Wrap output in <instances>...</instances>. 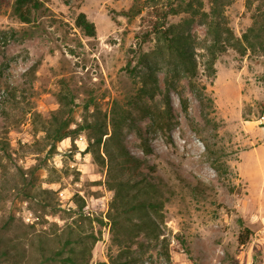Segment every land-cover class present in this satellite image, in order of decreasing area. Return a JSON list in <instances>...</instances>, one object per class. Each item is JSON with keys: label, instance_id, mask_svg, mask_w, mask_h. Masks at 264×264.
I'll return each instance as SVG.
<instances>
[{"label": "rangeland", "instance_id": "rangeland-1", "mask_svg": "<svg viewBox=\"0 0 264 264\" xmlns=\"http://www.w3.org/2000/svg\"><path fill=\"white\" fill-rule=\"evenodd\" d=\"M37 1L25 23L13 14V0H0V227L10 222L3 239L25 250L23 259L3 264H34L36 233L80 221V204L85 217L107 221L112 192L100 163L85 152L88 132L64 138L49 155L45 130L69 106L70 127L100 123L116 100L133 114L122 132L125 146L160 181L162 215L154 234L140 232L129 247L111 239L108 223L83 216L84 233L98 237L89 264H264V0H217L236 40L214 70L202 48L206 27L192 15L208 12L213 0ZM79 12L94 23V36L76 26ZM190 17L195 80L213 99V122L204 120L189 78L163 64L161 92L133 102L140 52L154 48L158 29ZM246 32L263 46L249 47ZM166 86L173 125L153 132L137 107L162 108ZM243 226L252 235L240 247Z\"/></svg>", "mask_w": 264, "mask_h": 264}, {"label": "trees", "instance_id": "trees-1", "mask_svg": "<svg viewBox=\"0 0 264 264\" xmlns=\"http://www.w3.org/2000/svg\"><path fill=\"white\" fill-rule=\"evenodd\" d=\"M37 3V0H13L12 12L21 22L28 23L30 7L37 6ZM192 15H198L200 22L206 27L202 48L205 50L206 68L214 70V62L218 55L224 52L227 47L233 46L236 39L230 28L221 19L217 0H213L212 8L208 12L199 10L192 12ZM192 21L193 17H190L183 23L170 24L158 29L155 33L154 48L148 52H140L137 71L140 85L133 102L141 103L144 96L154 100L155 94L161 92L157 68L163 64L189 78L190 88L200 104L204 120L213 122L208 117V112L214 110L213 99L205 93V86L196 84L195 80L197 62L194 56V43L189 33ZM75 24L85 35H95V25L87 19L84 12L78 13ZM254 25L249 27L247 32H253ZM247 32L243 34V39L248 42L249 47H254L255 44L263 46L261 43H254V39L259 41L260 38L257 33H253L249 39ZM168 90L169 87L166 86L161 98L162 108L151 109L148 105L143 104L137 107L141 117L149 119L148 130L150 131L168 133L171 130L173 113ZM69 102L72 103L71 100ZM180 104L189 120L187 102L182 97ZM132 121L131 111L117 100L113 102L109 116L106 118L105 115V119L100 123L86 122L74 128L70 127V106L61 117L55 114L51 116L45 130V135L51 145L49 155L54 154L56 144L64 138L87 131L88 144L85 152L90 153L104 169L103 184L107 190L112 192V197L106 213V222L100 217H94V219L85 217L80 204V208L74 213V215H78L80 221L65 222L58 233L49 234L44 230L36 233L30 243L36 252L34 264H89L92 248L98 237L92 232L84 233L82 221L85 218L90 224L92 220H95L99 225L108 223L111 239L123 247H129V244L140 232L154 234L157 231L156 220L162 215V201H157V196L160 193V181L156 180L153 171L145 169L148 164L142 163L135 157L123 142V129ZM189 124L192 130L197 131L191 120ZM204 145L209 148L206 142ZM24 184L27 185L26 182ZM27 192H29V196H33L30 187H27ZM9 223L0 227V264L11 258L23 259L25 257V250L19 248L15 250L16 242L14 240L5 241L3 239L5 232L10 228L7 226ZM56 225L54 223L55 227ZM251 235L252 230L243 226L237 236L238 246L243 247L247 244ZM12 262L15 263V261Z\"/></svg>", "mask_w": 264, "mask_h": 264}]
</instances>
